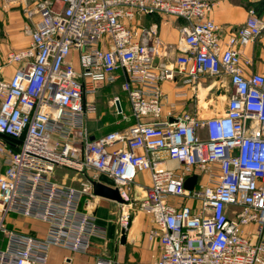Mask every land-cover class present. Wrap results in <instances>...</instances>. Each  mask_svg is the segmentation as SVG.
<instances>
[{
	"label": "built area",
	"instance_id": "1",
	"mask_svg": "<svg viewBox=\"0 0 264 264\" xmlns=\"http://www.w3.org/2000/svg\"><path fill=\"white\" fill-rule=\"evenodd\" d=\"M218 1L21 0L31 43L0 60V264H47L52 248L85 254L93 238L104 239L92 186L100 175L123 201L121 229L133 211L149 218L155 264H264V75H245L250 61L241 52L264 22L250 8L223 41L208 17ZM153 15L181 21L171 63L160 60L157 25L141 22ZM206 77H226L232 87L216 114L165 108L162 84L181 78L193 87ZM116 83L128 113L119 96L110 103L126 127L92 138L91 98ZM56 168L78 184L52 180ZM143 173L148 184L138 182ZM9 214L45 224V235L9 229Z\"/></svg>",
	"mask_w": 264,
	"mask_h": 264
},
{
	"label": "crops",
	"instance_id": "2",
	"mask_svg": "<svg viewBox=\"0 0 264 264\" xmlns=\"http://www.w3.org/2000/svg\"><path fill=\"white\" fill-rule=\"evenodd\" d=\"M27 2L30 5L32 0H27ZM23 7L24 4L21 0H0V60H4L9 52L22 50L31 43L25 29H33V25L25 17ZM250 8L254 9L257 17L264 22V0H219L213 6L208 17L223 30L222 40L225 41L229 33L237 31L244 25L247 19V11ZM37 19L34 18L33 21L35 22ZM141 22L147 26L157 25L160 39L164 45L161 62L171 63L173 57L179 56L180 53L175 47L179 41L181 21L153 15L144 17ZM241 52L242 58L250 61L248 66H243L245 75L251 73L264 75V32L255 42L244 47ZM165 54H168L170 59H167ZM15 69V66L6 67L4 69L5 77L10 78ZM209 80L213 82L208 84ZM101 89L102 87L99 91ZM162 90L167 96L165 108L174 105L176 112H185V109L192 104L194 99L202 98V94L206 95L213 91L223 99L222 107H225L226 101L232 93V87L226 77L202 78L193 87L183 85L182 79L178 78L175 83L166 82L162 84ZM177 93H184L185 95L176 97ZM97 94L91 98L95 102L96 112L90 113L87 120L88 131L92 138L109 132L120 131L126 127V124L120 123L115 113L114 123H107L103 114L100 113V106L96 101ZM209 114L207 116H211ZM4 138L14 148V141H9L7 137ZM166 166L177 168V163L167 161ZM4 169L5 166L0 157V172ZM139 176L144 177L145 181L140 183L148 184L146 173ZM96 204L97 207L94 211L96 222L105 230L106 237L104 239L93 238L90 248L85 254L52 248L47 264H94L97 258L112 259L118 264H155L159 253V243L157 239L150 240L148 238V232L152 228L149 218L142 213L133 211L127 228L121 229L118 223L119 204L99 197ZM14 217L21 218L22 222L17 221ZM6 224L9 229L39 237H43L46 233L45 224L13 214L7 216ZM122 230H124V240H121Z\"/></svg>",
	"mask_w": 264,
	"mask_h": 264
},
{
	"label": "rangeland",
	"instance_id": "3",
	"mask_svg": "<svg viewBox=\"0 0 264 264\" xmlns=\"http://www.w3.org/2000/svg\"><path fill=\"white\" fill-rule=\"evenodd\" d=\"M213 82L212 80L208 81V84ZM114 96H119L123 109L125 113H128V101L126 98L125 93L121 92L119 83H116L111 86H104L99 91V93L96 96V101L98 102L100 106V113L103 114V118L106 119L108 124L114 123L115 116L114 111L111 106V99ZM223 99L217 96L216 92H211L209 94H202V98L198 97L193 100L191 105H188V107L185 109V112L195 116L198 114L200 117H207V115H214L217 113L218 109L222 107ZM52 180L58 181L64 184L68 185H77L80 178L76 177L71 171L63 169V168H56V170L53 173V176L51 177ZM138 182H145L144 177L139 176ZM120 214L122 212V207L119 205ZM17 221L22 222L21 218L14 217Z\"/></svg>",
	"mask_w": 264,
	"mask_h": 264
},
{
	"label": "water",
	"instance_id": "4",
	"mask_svg": "<svg viewBox=\"0 0 264 264\" xmlns=\"http://www.w3.org/2000/svg\"><path fill=\"white\" fill-rule=\"evenodd\" d=\"M197 180L196 176H192L185 182V188L191 190ZM93 194L99 198L107 199L112 202L122 204L123 201L117 189L113 188V181L105 175H100L97 181H92ZM121 240H124V230L121 232Z\"/></svg>",
	"mask_w": 264,
	"mask_h": 264
},
{
	"label": "trees",
	"instance_id": "5",
	"mask_svg": "<svg viewBox=\"0 0 264 264\" xmlns=\"http://www.w3.org/2000/svg\"><path fill=\"white\" fill-rule=\"evenodd\" d=\"M9 139V141L11 140L10 138H8Z\"/></svg>",
	"mask_w": 264,
	"mask_h": 264
}]
</instances>
